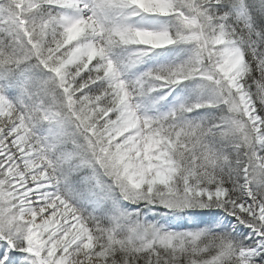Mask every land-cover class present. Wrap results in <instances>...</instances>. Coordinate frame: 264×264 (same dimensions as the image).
Listing matches in <instances>:
<instances>
[{"label":"snow or ice","instance_id":"6c2138e0","mask_svg":"<svg viewBox=\"0 0 264 264\" xmlns=\"http://www.w3.org/2000/svg\"><path fill=\"white\" fill-rule=\"evenodd\" d=\"M0 264H264V0H0Z\"/></svg>","mask_w":264,"mask_h":264}]
</instances>
